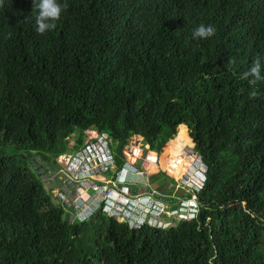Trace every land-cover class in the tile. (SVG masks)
<instances>
[{"label":"trees","instance_id":"trees-1","mask_svg":"<svg viewBox=\"0 0 264 264\" xmlns=\"http://www.w3.org/2000/svg\"><path fill=\"white\" fill-rule=\"evenodd\" d=\"M67 3L38 34L31 0H0V264H264V81L240 78L264 58V0ZM200 24L216 34L194 39ZM88 130L109 139L116 172L132 136L159 154L183 130L161 166L193 141L195 215L131 224L100 203L71 220L43 177Z\"/></svg>","mask_w":264,"mask_h":264},{"label":"rangeland","instance_id":"rangeland-1","mask_svg":"<svg viewBox=\"0 0 264 264\" xmlns=\"http://www.w3.org/2000/svg\"><path fill=\"white\" fill-rule=\"evenodd\" d=\"M84 136L83 144L92 140H96L97 137H99L96 132L90 130L85 131ZM171 139L165 143L161 152L156 154L148 149L149 145L143 143L141 136H132L129 139L128 144L122 147L120 151L122 158H124V160L127 162V166L125 170L122 171V173L114 174L116 170L112 162L111 166L104 174H97L89 180H86V182L82 181L80 184H74V182L70 179L71 177L67 176L66 173L63 172L69 156L73 155L74 153L59 156L57 158L60 168L58 177L56 175L48 178L43 177L44 187L46 189L52 187L53 195H58L62 201L71 204V206L76 209L71 220L83 217L98 207V202H101L105 196V191L101 186L105 185H109L110 187H118L121 190L127 191V195L130 197H132V194L135 193L132 191L130 192L128 190L130 189L129 187L137 191L136 195H144L143 192L148 190L146 194H149L150 197H155L153 201L146 202V199L142 201V199H136V195L133 196V198H136L131 201V206L129 207L130 210L128 209L124 214L121 215H119L118 211L112 208L110 203V205H108L109 207L107 206L105 209L110 214H114L119 220L129 219L131 224H136L139 221H146V219H149V221L155 219L157 225L160 226H170L171 224H174L175 221L188 220L191 218L193 211L190 209L191 201H186L188 200L186 195L194 191L193 186L196 185L195 183L197 180L195 174L201 162L196 157L197 154L194 153L193 149L194 144L191 142V145H186L183 149L184 155L191 156V166H189L190 168L188 167L187 172L183 174L181 178H179L172 169L163 170L161 166V159L165 150L169 149L179 140L189 141L185 137L183 130L180 131V134L174 142H169ZM72 145L73 139L70 138L69 148H71ZM153 161H155L156 164H154ZM158 171L160 173H158ZM168 178L173 179L175 181V185L170 184ZM117 182H119L121 185H117ZM94 184L100 187L93 188L92 186ZM66 185H68L70 188L67 189ZM188 185L193 186L189 187ZM158 187L161 189V191L166 190V193L174 195L173 197L177 198L176 203L168 201L162 203L161 200L157 198L158 196L162 195L156 191ZM89 188H91V191H89ZM193 199L194 196L192 195V200ZM125 204L127 205V203ZM158 204H160V208L158 207ZM172 206L175 207V211L171 210ZM162 209L163 212L161 211ZM120 210L124 209L120 208ZM157 210H159L161 214L158 213ZM169 215H171V217H169Z\"/></svg>","mask_w":264,"mask_h":264},{"label":"clouds","instance_id":"clouds-1","mask_svg":"<svg viewBox=\"0 0 264 264\" xmlns=\"http://www.w3.org/2000/svg\"><path fill=\"white\" fill-rule=\"evenodd\" d=\"M31 2H32V9L35 11L36 31L38 34H44L47 31L54 30L56 28V21H58L60 19L61 14L63 12H65L69 7L67 0H31ZM215 34H216V28L213 25L200 24L193 31L192 37L194 39H196V38L207 39V38L214 36ZM262 59H264V58L257 57L254 60L252 66L247 71H244L243 73H241L240 78L244 79V80H248L250 85H256L258 82L264 81V74H262V62H261ZM249 95L251 98H255L257 95V92L252 91L249 93ZM188 135H189V133H188ZM107 140L108 141L104 140V145H105L106 149L108 150V152L111 153V150L109 147V139H107ZM98 147H100V149ZM98 147L94 145V150H92L90 148L91 154H88L87 158L84 157L83 153L80 155L81 157L80 156H73L72 161L75 162V165H76L74 168L66 164L65 168H68L72 173L75 172L76 174H78V175H76V179H78L80 182L75 183L76 181L74 182L73 177L70 174L65 172L67 176L71 177L70 179L74 182V184H80L82 181L86 182V180H89L90 178L95 176V174L97 175L99 165H98V160H97L96 155L101 154V151H102L101 146L99 145ZM86 152H88V151L86 150ZM194 153L197 154L195 151H194ZM92 155H93V157H92ZM61 156H64V155H61ZM196 157L201 162V164L198 167V170L196 171V174H195L196 178H197L196 183H195L196 185H194V186L188 185L189 187L193 186L194 191H196V187L199 186V183L203 182V180H204L203 174H204V169H205L203 162L200 160V157L198 155H196ZM88 158H90V160H88ZM112 162H111V164H112ZM153 162H154V164H156L155 161H153ZM122 171H124V170H121L119 172H115V174H118V173L120 174V173H122ZM104 173L105 172L98 173V174H104ZM91 175H92V177H90ZM73 182H70V183H73ZM117 183H118L117 185H121L119 182H117ZM66 186H67L66 187L67 189L70 188L68 185H66ZM116 189L117 190H115V192L113 193V198L108 201L109 203L106 202L103 198L101 200V202H98L97 206H99L100 203H103L104 209H105V207H107L111 203L112 208L114 210L118 211L119 215H121V214H124L125 211H127L129 209V207L131 206L130 205L131 201L133 199H135L136 197H137L136 199H142V201L144 199H146L147 200L146 202H151L155 198V197H150L149 194L147 195L146 194L147 191L143 192L144 195H141V194L136 195L137 193L135 192V194L133 196L136 195V197L133 198V196L130 194L132 197H131V201L128 202L125 198V197L129 196V195H127V191L121 190L118 187H116ZM130 189H128V190L130 191ZM89 191H91L90 188H89ZM191 193H193V192H191ZM191 193H189V194H191ZM192 195L194 196L193 200H192ZM192 195L188 200H186V201H191L190 202V209L193 211L191 218L193 217V215H195L196 210H197V207L195 204V198L196 197L194 194H192ZM148 200H150V201H148ZM161 202L164 203L162 200H161ZM125 203H127V205ZM154 204H156V203H154ZM158 207L160 208V204H158ZM120 208H122L124 210H120ZM161 211L163 212V209ZM157 212L160 213L159 210H157ZM168 212L170 213L169 210H168ZM169 217H171V215H169ZM191 218H189V219H191ZM122 220H126V219H122ZM146 222L149 224H156L157 225V222H155V219H152L151 221H149V219H146Z\"/></svg>","mask_w":264,"mask_h":264},{"label":"built area","instance_id":"built-area-1","mask_svg":"<svg viewBox=\"0 0 264 264\" xmlns=\"http://www.w3.org/2000/svg\"><path fill=\"white\" fill-rule=\"evenodd\" d=\"M98 136L99 137H97L96 140H92L90 142L84 143V146H82L80 149H78L77 152H75L73 155H70L66 164L74 168L76 165H75V162L72 161L73 156H80L83 153L84 157L87 158L88 154H91L90 148L92 150H94V145L97 147L100 145L101 150H102L101 154L96 155L97 160H98V165H99L97 174L102 173V172H106L108 170V168L110 167L111 162L113 160H112L111 153L108 152V150L106 149V147L104 145V140L108 141L105 137V134H98ZM98 148L100 149V147H98ZM86 150L88 152H86ZM92 157H93V155H92ZM88 160H90V158H88ZM63 172L70 174L73 177L74 182L76 181L75 183L80 182L78 179H76V175H78V174H76L75 172L72 173L68 168H65V170ZM90 177H92V175ZM92 187L93 188H96V187L99 188L100 186H97L96 184H94ZM101 187L105 191V196L103 197L104 200L107 202L110 199H112L113 193L115 192V190H117L116 187H110L109 185H105V186H101ZM198 187L199 186L196 187V191L198 190ZM125 198L128 202L131 201L130 196L125 197Z\"/></svg>","mask_w":264,"mask_h":264},{"label":"bare ground","instance_id":"bare-ground-1","mask_svg":"<svg viewBox=\"0 0 264 264\" xmlns=\"http://www.w3.org/2000/svg\"><path fill=\"white\" fill-rule=\"evenodd\" d=\"M184 146H186L184 142H179L171 157L172 168L179 178H181L183 174L187 172L188 167L191 166V156L184 155Z\"/></svg>","mask_w":264,"mask_h":264},{"label":"crops","instance_id":"crops-1","mask_svg":"<svg viewBox=\"0 0 264 264\" xmlns=\"http://www.w3.org/2000/svg\"><path fill=\"white\" fill-rule=\"evenodd\" d=\"M136 193H137V191H136Z\"/></svg>","mask_w":264,"mask_h":264},{"label":"water","instance_id":"water-1","mask_svg":"<svg viewBox=\"0 0 264 264\" xmlns=\"http://www.w3.org/2000/svg\"><path fill=\"white\" fill-rule=\"evenodd\" d=\"M193 142V141H192ZM194 144V143H193Z\"/></svg>","mask_w":264,"mask_h":264}]
</instances>
